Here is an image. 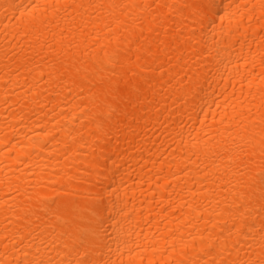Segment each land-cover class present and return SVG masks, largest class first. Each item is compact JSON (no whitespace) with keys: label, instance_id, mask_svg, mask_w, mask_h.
Segmentation results:
<instances>
[{"label":"bare ground","instance_id":"bare-ground-1","mask_svg":"<svg viewBox=\"0 0 264 264\" xmlns=\"http://www.w3.org/2000/svg\"><path fill=\"white\" fill-rule=\"evenodd\" d=\"M0 264H264V0H0Z\"/></svg>","mask_w":264,"mask_h":264}]
</instances>
